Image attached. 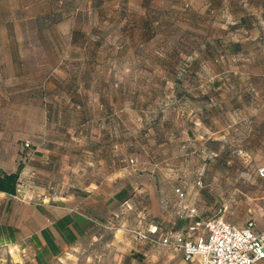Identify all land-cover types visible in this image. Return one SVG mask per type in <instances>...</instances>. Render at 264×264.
Returning a JSON list of instances; mask_svg holds the SVG:
<instances>
[{"label":"crops","instance_id":"1","mask_svg":"<svg viewBox=\"0 0 264 264\" xmlns=\"http://www.w3.org/2000/svg\"><path fill=\"white\" fill-rule=\"evenodd\" d=\"M84 52L91 61L78 78L0 90V168L12 172L23 162L16 192L0 191V264H197L160 239L191 222L177 213L182 202L196 206L199 219L216 215L214 171L242 168L237 153L242 166L251 155L257 170L264 166V51L249 68H178L172 49L145 51L136 57L170 61L119 60L107 76L96 64L99 48ZM179 69L183 76L173 78ZM45 85L40 114L29 113L33 86ZM253 222L264 229V213Z\"/></svg>","mask_w":264,"mask_h":264},{"label":"rangeland","instance_id":"2","mask_svg":"<svg viewBox=\"0 0 264 264\" xmlns=\"http://www.w3.org/2000/svg\"><path fill=\"white\" fill-rule=\"evenodd\" d=\"M95 48L101 53L96 64L103 76L119 60L164 64L170 59L162 54L147 58L135 53L169 48L173 67H255L264 51V7L262 0H0V90H15L26 81L58 85L70 76L78 78L91 61L84 51ZM202 50L205 58H200ZM40 66L54 72L35 73ZM183 72L179 69L173 78L180 79ZM162 76L156 75L158 102L164 92ZM33 91L37 101L28 109L39 115V101L49 91L46 85L43 91L33 86ZM26 141L31 145L25 140L23 146ZM242 157L237 153L235 158L242 168L214 171L220 175L216 214L237 225L260 223L264 179L257 174L258 159L251 155L242 166Z\"/></svg>","mask_w":264,"mask_h":264},{"label":"built area","instance_id":"3","mask_svg":"<svg viewBox=\"0 0 264 264\" xmlns=\"http://www.w3.org/2000/svg\"><path fill=\"white\" fill-rule=\"evenodd\" d=\"M24 146H30V142L26 141ZM258 174L264 177V166L258 168ZM175 192L181 199L185 197L180 187ZM177 213L191 218V222L185 231L167 230L160 241L180 247L185 259H197V264H264V229L256 230L252 220L237 225L219 214L199 219L197 207L185 202L179 205ZM137 236L149 235L138 232Z\"/></svg>","mask_w":264,"mask_h":264},{"label":"trees","instance_id":"4","mask_svg":"<svg viewBox=\"0 0 264 264\" xmlns=\"http://www.w3.org/2000/svg\"><path fill=\"white\" fill-rule=\"evenodd\" d=\"M262 7H264V0H262ZM30 146L25 148H29ZM22 167L23 162L20 161L15 171L6 172L0 168V191H4L10 194L16 192L17 185L19 183V173Z\"/></svg>","mask_w":264,"mask_h":264}]
</instances>
